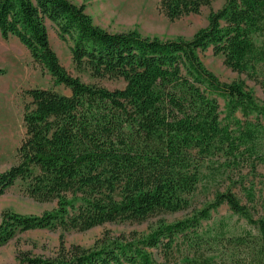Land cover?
I'll return each mask as SVG.
<instances>
[{
    "label": "trees",
    "instance_id": "trees-1",
    "mask_svg": "<svg viewBox=\"0 0 264 264\" xmlns=\"http://www.w3.org/2000/svg\"><path fill=\"white\" fill-rule=\"evenodd\" d=\"M159 4L165 17L175 20L199 14L211 0ZM47 22L68 45L76 70L120 78L125 86L109 90L72 76L50 45ZM0 36L17 39L55 86L70 90V95L40 88L26 92L25 137L18 163L0 173V194L21 182L31 199L56 206L40 216L4 211L0 245L30 230L82 232L183 211L203 183H223L229 172L242 169L255 174L264 165V104L243 81H221L198 55L211 49L233 72L255 77L264 66V0H223L192 38L166 40L137 30L109 32L71 0H0ZM244 192L253 202V188ZM222 205L255 232L221 222L199 233L201 222ZM172 260L264 264V219H255L227 187L192 215L172 223L160 220L146 233L106 232L89 248L61 244L53 257L18 256L19 264Z\"/></svg>",
    "mask_w": 264,
    "mask_h": 264
},
{
    "label": "rangeland",
    "instance_id": "rangeland-1",
    "mask_svg": "<svg viewBox=\"0 0 264 264\" xmlns=\"http://www.w3.org/2000/svg\"><path fill=\"white\" fill-rule=\"evenodd\" d=\"M85 6L93 22L109 32L137 30L143 36L160 39H190L200 29L207 26L210 11L221 8L223 0H211L210 7H203L199 14H190L179 19L169 20L160 10V0H71ZM49 41L60 63L74 77L89 85L109 90L121 89L125 82L120 78H95L88 69L76 70L70 56L68 45L57 35L55 26L47 22ZM204 66L223 82L243 81L254 97L264 104V66L259 65L255 77L233 72L223 63L221 56H215L211 49L198 52ZM0 173L18 163L17 149L25 137L23 107L30 101V89H53L64 95L70 90L62 85L55 86L53 79L39 64L35 63L29 52L15 38L5 41L0 36ZM221 117L224 116V103L219 100ZM264 123V122H263ZM204 173H208L206 170ZM229 179L219 183H203L192 194L186 210L175 213H161L142 223L118 221L106 223L86 231H62L60 229H37L17 233L8 243L0 245V264H19L18 256L53 257L63 244L68 249L72 245L89 248L106 232L112 236L131 232L146 233L158 221L172 223L182 220L211 203L216 191L223 192L227 187L246 205L255 219H264V165H258L255 174L248 169L229 172ZM226 177V176H225ZM224 177V178H225ZM252 187L255 198L249 202L244 189ZM56 203L38 202L31 199L24 185L17 182L13 187L0 194V215L11 211L21 215L40 216L55 208ZM221 222L238 228L255 230L245 220L233 215L226 205L220 206L211 214L209 220L202 221L198 232L214 229ZM178 252L173 259H178ZM155 259L162 262L158 254ZM172 260L170 264H175Z\"/></svg>",
    "mask_w": 264,
    "mask_h": 264
}]
</instances>
